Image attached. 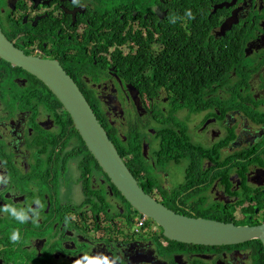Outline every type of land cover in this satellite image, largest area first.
I'll list each match as a JSON object with an SVG mask.
<instances>
[{
    "label": "flooded vegetation",
    "instance_id": "obj_1",
    "mask_svg": "<svg viewBox=\"0 0 264 264\" xmlns=\"http://www.w3.org/2000/svg\"><path fill=\"white\" fill-rule=\"evenodd\" d=\"M0 31L61 66L149 197L187 218L264 225V0H0ZM201 67L221 72L184 95ZM261 245L169 239L50 87L0 57V264H264Z\"/></svg>",
    "mask_w": 264,
    "mask_h": 264
},
{
    "label": "water",
    "instance_id": "obj_2",
    "mask_svg": "<svg viewBox=\"0 0 264 264\" xmlns=\"http://www.w3.org/2000/svg\"><path fill=\"white\" fill-rule=\"evenodd\" d=\"M0 57L36 75L50 87L114 187L134 209L154 219L169 239L206 246L232 245L259 239L264 245V225L235 226L231 223L187 218L169 211L149 197L123 163L77 85L58 63L25 56L3 38L1 31Z\"/></svg>",
    "mask_w": 264,
    "mask_h": 264
},
{
    "label": "trees",
    "instance_id": "obj_3",
    "mask_svg": "<svg viewBox=\"0 0 264 264\" xmlns=\"http://www.w3.org/2000/svg\"><path fill=\"white\" fill-rule=\"evenodd\" d=\"M224 59V58H223ZM208 62H211V60H208ZM221 68H218L217 70H209L207 68L201 67L200 69L196 70L195 72H190V74H187L183 76V83L180 91L184 95H186L189 91L198 90L199 93L202 92L204 89H206L205 83H210L213 79L212 76L214 74H217V77L220 74ZM194 83V84H193ZM212 83V82H211ZM264 245H261V252L262 256L264 258Z\"/></svg>",
    "mask_w": 264,
    "mask_h": 264
},
{
    "label": "clouds",
    "instance_id": "obj_4",
    "mask_svg": "<svg viewBox=\"0 0 264 264\" xmlns=\"http://www.w3.org/2000/svg\"><path fill=\"white\" fill-rule=\"evenodd\" d=\"M78 0H73V3H77ZM184 15L188 18V19H194V16L191 12L190 9H186ZM178 18L177 17H170V22L171 23H175L176 20ZM36 203L39 204V201H37ZM7 210V209H6ZM19 219H21V222H24L26 220V217H19ZM12 243H17L20 240V235L19 232H13L12 236L10 237ZM84 260L86 261V264H117V262L119 261L120 264H122V259L121 258H112L111 260L107 257V256H97V257H85ZM75 264H81V261H76Z\"/></svg>",
    "mask_w": 264,
    "mask_h": 264
},
{
    "label": "built area",
    "instance_id": "obj_5",
    "mask_svg": "<svg viewBox=\"0 0 264 264\" xmlns=\"http://www.w3.org/2000/svg\"><path fill=\"white\" fill-rule=\"evenodd\" d=\"M140 223L142 222V220L139 221Z\"/></svg>",
    "mask_w": 264,
    "mask_h": 264
}]
</instances>
